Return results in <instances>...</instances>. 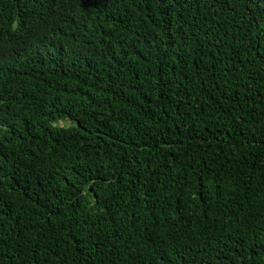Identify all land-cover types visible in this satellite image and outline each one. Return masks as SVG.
I'll list each match as a JSON object with an SVG mask.
<instances>
[{"label":"trees","instance_id":"1","mask_svg":"<svg viewBox=\"0 0 264 264\" xmlns=\"http://www.w3.org/2000/svg\"><path fill=\"white\" fill-rule=\"evenodd\" d=\"M0 264H264V0H0Z\"/></svg>","mask_w":264,"mask_h":264},{"label":"rangeland","instance_id":"2","mask_svg":"<svg viewBox=\"0 0 264 264\" xmlns=\"http://www.w3.org/2000/svg\"><path fill=\"white\" fill-rule=\"evenodd\" d=\"M59 125H60V126H68L69 123H67V122H59Z\"/></svg>","mask_w":264,"mask_h":264}]
</instances>
